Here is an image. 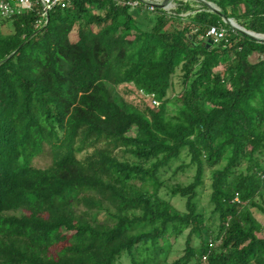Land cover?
I'll list each match as a JSON object with an SVG mask.
<instances>
[{
	"label": "trees",
	"instance_id": "obj_1",
	"mask_svg": "<svg viewBox=\"0 0 264 264\" xmlns=\"http://www.w3.org/2000/svg\"><path fill=\"white\" fill-rule=\"evenodd\" d=\"M205 1L0 13V264H264V41L226 22L264 36V0ZM131 84L159 106L119 105L108 85Z\"/></svg>",
	"mask_w": 264,
	"mask_h": 264
},
{
	"label": "rangeland",
	"instance_id": "obj_2",
	"mask_svg": "<svg viewBox=\"0 0 264 264\" xmlns=\"http://www.w3.org/2000/svg\"><path fill=\"white\" fill-rule=\"evenodd\" d=\"M142 2L156 6L161 7L166 12H169L175 8L174 0H141ZM188 1V0H183ZM190 1V0H189ZM191 1H198V2H206L205 0H191ZM207 3V2H206ZM211 6V8L215 9L214 6L210 3H207ZM196 9L199 8L198 5L195 6ZM134 18L137 21V25L139 29L141 30H147L149 29L156 19V14L151 12L143 13L142 11L135 10L133 12ZM188 14H185L184 16H187ZM236 24L235 22H233ZM237 26V25H236ZM3 31L6 33L9 32L8 28H4ZM93 31H96V28H93ZM79 33L77 32V28L73 30V32L70 35L71 41H76L78 39ZM260 39H264V36H260ZM259 59V55L254 54L250 57V62L255 63ZM108 88L116 97V101L119 105L122 106L123 102L126 101L135 107L139 108L141 111L145 110V107L149 105V101L147 99L142 100L139 92L135 89V87L131 85H122L119 87H112L108 85ZM123 107V106H122ZM124 108V107H123ZM122 109L118 108V106H114L113 109H100L98 112H96L94 116L96 119H101L104 124L108 127H112L115 123H117L121 117H122ZM114 114V115H113ZM76 113L74 112L72 117L75 116ZM117 121V122H116ZM188 161V160H187ZM50 164V158L47 155L40 156L34 160V165L39 168H45ZM193 169L187 171L184 174H179L176 179L168 181V187L172 188L176 185V183H182L187 184L191 181L193 176ZM209 173L205 174L204 178V190L201 192V195L199 196V203L201 207L205 208L206 214L209 216L210 210L207 208L208 206V196H209ZM172 204L177 207L179 210L183 211L184 207V201L182 199H179L178 197H175L171 200ZM258 218V221L264 223L261 216H256ZM256 218V219H257ZM184 242H185V236L181 237L174 245V252L171 257V261L176 259L178 256L182 254V251L184 249Z\"/></svg>",
	"mask_w": 264,
	"mask_h": 264
},
{
	"label": "built area",
	"instance_id": "obj_3",
	"mask_svg": "<svg viewBox=\"0 0 264 264\" xmlns=\"http://www.w3.org/2000/svg\"><path fill=\"white\" fill-rule=\"evenodd\" d=\"M71 1L72 0H0V13L4 18H10L16 13L33 10L34 6L38 5L40 7V17L35 24V28L41 29L47 24L48 14L51 10L54 8H67L71 5ZM130 5L136 7L138 3L134 2ZM148 6H150L151 11L156 7L152 5ZM207 36L222 39L224 37V31L213 27L207 32ZM139 95L147 99L151 107H158L160 104L154 95L146 94L144 91H139Z\"/></svg>",
	"mask_w": 264,
	"mask_h": 264
},
{
	"label": "water",
	"instance_id": "obj_4",
	"mask_svg": "<svg viewBox=\"0 0 264 264\" xmlns=\"http://www.w3.org/2000/svg\"><path fill=\"white\" fill-rule=\"evenodd\" d=\"M207 5H208L209 7H211L209 4H207ZM226 22L229 23V25H230L231 27H233L234 29H236V30H238V31H240V32H242V33H244V34H246V35H248V36H250V37H252V38H254V39H260V38H259L260 36H258V35H256V34H253V33H250V32H247V31L241 29L240 27L236 26V24H234L232 20H229V19H228V20H226ZM262 40L264 41V39H262ZM210 43H212V41H210Z\"/></svg>",
	"mask_w": 264,
	"mask_h": 264
},
{
	"label": "clouds",
	"instance_id": "obj_5",
	"mask_svg": "<svg viewBox=\"0 0 264 264\" xmlns=\"http://www.w3.org/2000/svg\"><path fill=\"white\" fill-rule=\"evenodd\" d=\"M258 36H260V35H258ZM258 40H262V39H258Z\"/></svg>",
	"mask_w": 264,
	"mask_h": 264
},
{
	"label": "bare ground",
	"instance_id": "obj_6",
	"mask_svg": "<svg viewBox=\"0 0 264 264\" xmlns=\"http://www.w3.org/2000/svg\"><path fill=\"white\" fill-rule=\"evenodd\" d=\"M260 38V37H259Z\"/></svg>",
	"mask_w": 264,
	"mask_h": 264
}]
</instances>
